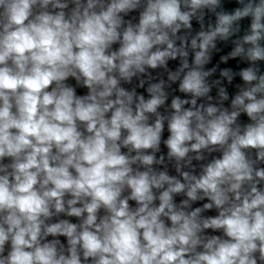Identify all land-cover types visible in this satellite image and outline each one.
<instances>
[{"label": "clouds", "instance_id": "clouds-1", "mask_svg": "<svg viewBox=\"0 0 264 264\" xmlns=\"http://www.w3.org/2000/svg\"><path fill=\"white\" fill-rule=\"evenodd\" d=\"M0 264H264V0H0Z\"/></svg>", "mask_w": 264, "mask_h": 264}]
</instances>
